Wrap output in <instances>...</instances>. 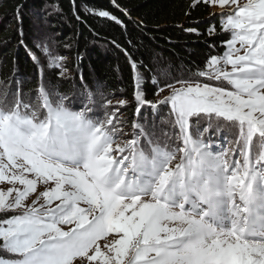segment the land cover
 <instances>
[{"label": "snow or ice", "instance_id": "obj_1", "mask_svg": "<svg viewBox=\"0 0 264 264\" xmlns=\"http://www.w3.org/2000/svg\"><path fill=\"white\" fill-rule=\"evenodd\" d=\"M204 3L225 9L226 50L184 77L159 68L157 95L170 94L155 103L129 55L130 130L114 106L124 99L93 104L88 91L83 104L41 86L33 101L0 81V248L17 257L0 264H264V0ZM66 60L50 56L49 66L68 79ZM158 104L171 105V133L141 113L148 105L155 116ZM221 131L232 138L217 143Z\"/></svg>", "mask_w": 264, "mask_h": 264}, {"label": "trees", "instance_id": "obj_2", "mask_svg": "<svg viewBox=\"0 0 264 264\" xmlns=\"http://www.w3.org/2000/svg\"><path fill=\"white\" fill-rule=\"evenodd\" d=\"M101 10L119 18L125 27L99 17L96 13ZM225 18L212 17L210 6L202 0H116L115 4L113 0H0V81L10 89H16L19 82L26 97L41 86L60 94L98 90L104 96L127 100L126 114L134 118L136 87L128 56L143 75L145 98L152 101L158 92L153 77L162 79L157 75L159 68L184 77L203 70L211 55H223V42L231 38L221 27ZM210 27L216 29L211 36ZM186 28H196L199 35ZM55 55L68 59L64 66L72 78L61 77L49 66L50 56ZM4 258L0 248V259Z\"/></svg>", "mask_w": 264, "mask_h": 264}, {"label": "rangeland", "instance_id": "obj_3", "mask_svg": "<svg viewBox=\"0 0 264 264\" xmlns=\"http://www.w3.org/2000/svg\"><path fill=\"white\" fill-rule=\"evenodd\" d=\"M202 1L204 2V0H202ZM240 2L244 3L245 0H240ZM208 5L210 6V12H211L212 17H223V16L225 17L226 16L225 9H221L218 4L208 3ZM67 62H68V59L66 60V63ZM55 68H56L55 69L56 72L60 73V69L57 67H55ZM70 77H71V75H70ZM202 82H208V81L206 78H204ZM211 83H213L214 86H217L219 82H211ZM162 87H163V85H162ZM229 88H230V86H229ZM49 89L51 90L52 94H60V93H57L55 90H52L51 87L47 88V90H49ZM11 90L14 91L15 90L14 87L12 88V86H11ZM38 90L39 89H37L34 93H38ZM88 91H91L93 93V104H95L97 101H99L100 103H105L107 99H112L114 102L117 99H122V98H114V97H109V96L101 97L99 95L98 90H90V89H85V90L83 89L82 91L80 90L79 92H77L75 90L72 93L82 94V102H83V104H87L86 94ZM168 94H170L169 90L165 89V91L163 93L156 95V98L154 100H152V102L155 103L156 101L163 99V97L165 95H168ZM133 98L135 100V96ZM26 99H31L34 101L35 95L33 94L31 96H27ZM135 102H136V100H135ZM114 106L116 108L120 109V111L117 113V115H122V117L124 119H126L127 124H128V129H126V130H130V125H131L132 121L138 119V116H137L136 111H135L136 105L133 107L134 108V116H135L134 118H128V114H126L127 112H129V110H128L130 108L129 102L126 105H124L123 107H121L119 105H114ZM112 107L113 106H109V109L111 110ZM157 109H158V114L153 116V110L150 108V106L145 105L141 108V113L147 115L148 124L150 126H155L157 131H160L162 129L164 132L171 133L173 131L172 126L170 124L163 123V121L170 118L169 114L171 111V105L170 104H163V105L158 104ZM79 110H83V107L81 106L79 108ZM101 117H102V114H101ZM172 119H174V118H172ZM175 131L178 132V128H176ZM235 134H236V136L239 135V129L238 128L235 130ZM225 137H227L228 139H231L232 135L229 134L227 131H221V133H219V139H218L217 143H225ZM225 146H227V145L225 144ZM0 188H3L6 191V187L4 185L0 184ZM42 190H44V186L38 184L37 185V192L42 191ZM34 196H35V194H33V198H34ZM4 218H7V217L3 213H0V219H4ZM64 227H65V229L67 228V226H64ZM100 243H101V247L103 250L104 241H101ZM4 251H5V258L4 259H15V258H17L14 254H10L6 250H4Z\"/></svg>", "mask_w": 264, "mask_h": 264}]
</instances>
